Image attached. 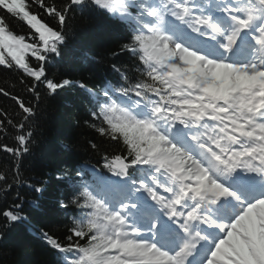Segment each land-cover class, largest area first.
Here are the masks:
<instances>
[{
	"label": "snow or ice",
	"instance_id": "6c2138e0",
	"mask_svg": "<svg viewBox=\"0 0 264 264\" xmlns=\"http://www.w3.org/2000/svg\"><path fill=\"white\" fill-rule=\"evenodd\" d=\"M36 3L55 27L26 0H0V65L30 78L35 99L38 85L55 94L71 83L49 78L45 62L60 55L78 10L117 22L125 42L111 55L135 58L132 68L112 65L119 87L87 89L90 126L127 155L104 157L111 175L90 169L87 180L82 167L79 181L68 178L57 200L75 213L66 242L42 232L61 264H264V0ZM8 17L38 40L15 34ZM0 94L9 96L2 87ZM12 99L23 117L15 125L19 147H3L20 156L29 151L26 129L37 110ZM0 182L11 188L3 172ZM0 215L5 227L26 219L21 204Z\"/></svg>",
	"mask_w": 264,
	"mask_h": 264
},
{
	"label": "trees",
	"instance_id": "16d2710c",
	"mask_svg": "<svg viewBox=\"0 0 264 264\" xmlns=\"http://www.w3.org/2000/svg\"><path fill=\"white\" fill-rule=\"evenodd\" d=\"M26 2L30 11L38 14L43 22L56 26V21L40 8L36 0ZM52 2L62 5L67 0H46V3ZM0 15L4 13L0 12ZM7 19L15 34L25 35L29 43L38 40L37 36L29 38L33 30L19 19ZM65 31L69 47L63 49L54 72L46 68L49 78L71 81L57 93L49 94L43 85H38L40 99L37 100L28 91L32 83L30 78L15 67L8 69L0 65V87L9 92V96L0 94V121L5 125L0 129V172L5 173L11 184V188L5 189L0 182V212L21 204L26 217L20 223L5 227L6 220L0 215V232L5 233L0 239V264H61L62 257L43 238H37L46 231L66 242L70 226L68 211L57 206V200L63 198L64 180L56 178V174L65 173L80 161H96L106 155L127 153L122 143H103L90 126L93 122L90 117L92 100L77 83L97 91L109 80L110 61H134L131 53H121L119 57L111 55L124 42L122 37L126 31L120 30L117 22L104 15L85 11L76 12ZM27 59L33 66L37 64L30 53ZM12 97H19L37 110L36 119L30 120L26 129L33 133L29 151L20 156L6 152L3 147H19L16 136L21 133L15 125L23 117ZM8 119L13 121L12 125L7 124ZM90 141L98 144L99 151L91 148ZM33 186H44L45 190L37 192Z\"/></svg>",
	"mask_w": 264,
	"mask_h": 264
}]
</instances>
